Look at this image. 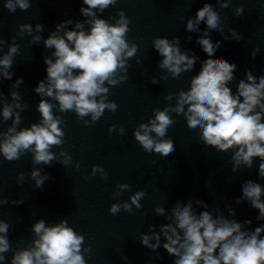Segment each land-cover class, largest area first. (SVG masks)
Here are the masks:
<instances>
[{
    "label": "clouds",
    "instance_id": "obj_1",
    "mask_svg": "<svg viewBox=\"0 0 264 264\" xmlns=\"http://www.w3.org/2000/svg\"><path fill=\"white\" fill-rule=\"evenodd\" d=\"M86 7L80 8L82 16L88 18L83 22L75 21L73 30H66V25L73 24L71 18L58 23L43 45L46 49H54L52 57L44 56L46 77L38 82L33 91L40 97L37 111L40 120L29 127H20L21 113L28 105L22 103V96L17 91L23 83V78H17L11 85L7 96L0 91V125L11 121L10 126L0 131V156L4 161L14 162L21 159L25 153H31L33 168L30 179L34 188H42L50 177L37 165H51L56 161L63 166L71 163V157L63 150L59 154L52 151L64 144L65 121L60 115L54 114L74 112L84 126L95 123L105 111L115 112L117 104L109 100L110 87H116L128 80V61L137 57L138 45L127 39L130 31V20L121 9L117 12L114 23L98 18L97 12L103 13L118 0H82ZM219 9L229 7L231 0H216ZM30 0H4V8L10 13L17 9L26 11L30 8ZM245 9L237 6L236 16H242ZM206 24L203 34L197 43L201 46L207 59L201 62L198 74L190 79V87L168 93L165 100L169 103L161 110L153 109V117L146 123H140L133 131L136 142L147 153H156L168 157L175 151L174 141L167 137L168 129L175 123L171 113L183 115L189 129H199L201 141L218 152L227 153L232 150V172H238L242 167L251 169L254 158H260L258 174L264 179V76L257 78L251 71H246V81L241 79L234 94L229 84L235 80L237 66L227 60L214 57L222 41L213 43L209 32L218 31L225 36V26L222 24L220 12L210 3H204L198 9L194 18L186 21V31L200 32V24ZM90 29L85 31V25ZM34 31L36 34H34ZM43 25L37 23L35 29L30 23L18 25L16 36L7 45V52L0 58V84L4 80H12L14 73V57L19 52L16 43L17 36L31 37L32 44H39ZM63 33L60 35V33ZM228 34L237 42L243 40V35L229 27ZM6 41L0 38V52ZM153 49L162 57L159 69L167 72L172 78H178L182 73L192 72L198 57L181 51L179 37L171 40L167 37H154ZM260 52L256 48L251 56L253 59ZM160 79L167 76L152 77V84H159ZM54 101L53 102H50ZM175 100V103L171 101ZM88 117L89 119H85ZM118 130L124 134L123 127H109V133ZM61 157L63 159H61ZM2 163V161H0ZM79 165H77L78 167ZM99 173L107 178V172L98 165H93L91 174ZM18 182L24 180V174L17 177ZM242 196L237 198L236 205L248 201L253 209L258 210L257 221H264V188L260 183L248 180L243 183ZM118 193L130 189V185H117ZM144 191H136L129 197V202L113 203L109 213L116 215L122 210L131 213L133 206L141 208ZM9 203L7 198H0V206ZM13 205H21L23 199L11 201ZM195 203V207H194ZM198 208L204 209L197 211ZM202 200H178L166 211L165 207L154 209L157 216L165 217L166 223L149 224L148 232L140 233L141 244L156 253L163 248L173 258V264H264V224L251 229L252 220L243 223L229 217L236 216V209L227 206L228 216ZM215 213V215H214ZM249 228H245V226ZM158 228V231H157ZM10 225L0 219V264L8 259L5 255L12 251L9 240ZM34 238L24 248L12 252L10 264H86L82 249L85 237L78 234L67 219L46 226L43 219L38 220L31 228ZM163 237V241L162 238Z\"/></svg>",
    "mask_w": 264,
    "mask_h": 264
}]
</instances>
